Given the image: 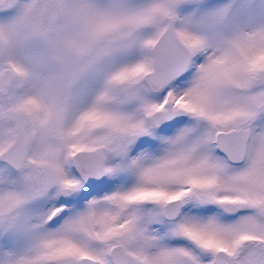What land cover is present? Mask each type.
I'll return each mask as SVG.
<instances>
[{
    "label": "snow or ice",
    "instance_id": "1",
    "mask_svg": "<svg viewBox=\"0 0 264 264\" xmlns=\"http://www.w3.org/2000/svg\"><path fill=\"white\" fill-rule=\"evenodd\" d=\"M0 264H264V0H0Z\"/></svg>",
    "mask_w": 264,
    "mask_h": 264
}]
</instances>
